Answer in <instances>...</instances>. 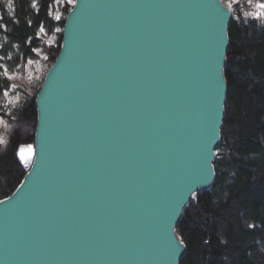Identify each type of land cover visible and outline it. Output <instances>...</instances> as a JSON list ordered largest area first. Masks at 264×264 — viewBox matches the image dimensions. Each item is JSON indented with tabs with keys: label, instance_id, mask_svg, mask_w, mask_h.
<instances>
[{
	"label": "water",
	"instance_id": "obj_1",
	"mask_svg": "<svg viewBox=\"0 0 264 264\" xmlns=\"http://www.w3.org/2000/svg\"><path fill=\"white\" fill-rule=\"evenodd\" d=\"M202 4L219 0L69 9L33 143L18 146L35 152L0 199V264H180L186 245L173 253L170 238L187 188L214 183L227 95L232 13Z\"/></svg>",
	"mask_w": 264,
	"mask_h": 264
},
{
	"label": "trees",
	"instance_id": "obj_2",
	"mask_svg": "<svg viewBox=\"0 0 264 264\" xmlns=\"http://www.w3.org/2000/svg\"><path fill=\"white\" fill-rule=\"evenodd\" d=\"M30 3L14 0L13 10L3 12L0 21L8 23V29L0 33L25 56L34 47L46 50L48 66L34 85H22L21 101L7 116L12 123L7 143L0 148V199L15 190L26 172L15 153L20 144L33 143L35 98L58 54L71 8L63 5L61 20L56 21L48 14L50 9L45 10L52 0H37L39 10ZM241 5V11L250 10L245 0ZM236 15L233 11L232 17ZM38 24L46 33L59 25L55 46L41 44L35 35ZM228 35L225 118L214 159L215 180L186 207L177 226L186 245L180 264H264V23L231 18Z\"/></svg>",
	"mask_w": 264,
	"mask_h": 264
},
{
	"label": "snow or ice",
	"instance_id": "obj_3",
	"mask_svg": "<svg viewBox=\"0 0 264 264\" xmlns=\"http://www.w3.org/2000/svg\"><path fill=\"white\" fill-rule=\"evenodd\" d=\"M247 8L250 10L246 11H241V0H219V5L216 4H202V5H197V7H203V8H211L213 11L214 16H216L220 21H223L224 19L228 18L233 11H237V15L235 17H232V19L239 20L241 17L244 19H251L252 21H258L261 23H264V0H245ZM66 5V6H71L73 8L77 7V0H52V5ZM90 5H86L81 3L79 5L78 13L85 7H89ZM30 7L32 9H38V4L37 0H31ZM14 8V0H7L6 3V9L11 11ZM51 8V5L46 4L45 5V10L48 12V9ZM54 11V19L56 21L61 20V13L59 11H55V9H52ZM77 13V14H78ZM48 14H51V12H48ZM4 20V16L0 15V21ZM8 29V23H0V31H7ZM37 31L35 33L37 38H40L44 35H46V29L42 24L37 25ZM56 32H60L61 29L56 28ZM222 32V30H221ZM221 39H223V36L221 35ZM51 41H49L50 43ZM32 52H37L38 49H31ZM0 59H3V57H0ZM47 59V57H45ZM33 64V60L28 59L26 64L24 65L26 68H30V66ZM15 73L10 72L8 67L0 64V76L5 78L6 80H13L15 78ZM29 79L32 78L31 72H29ZM15 85L11 84L5 88L0 89V96H2V102H0V107L7 109V112L5 115L11 116L12 115V106L16 105L19 103L20 100V95L17 93L16 95H12L11 93L15 89ZM15 119V117H12ZM0 125H2L4 128H8V122L0 116ZM211 142V136L208 137L207 143ZM7 141L4 139L2 135H0V145L6 144ZM35 152L34 146L31 144L21 146L17 149L15 155L17 156L19 162H21L24 165L28 164V161L30 157L33 156ZM208 156H218L219 152H211L208 151L207 153ZM205 167L207 168V171H201L198 177L196 178H190L189 183H195L197 179L204 180L207 179V176L211 174V168L207 167V164L205 163ZM187 196L195 200L197 197L196 191L192 190L191 187L187 188ZM5 201H0V205H4ZM171 228L172 226L169 225ZM249 228H254V224H249ZM174 231V228H173ZM205 243H208V241H205ZM170 247L171 250L174 252L179 251L184 247V241L183 237H176L172 236L170 238Z\"/></svg>",
	"mask_w": 264,
	"mask_h": 264
},
{
	"label": "rangeland",
	"instance_id": "obj_4",
	"mask_svg": "<svg viewBox=\"0 0 264 264\" xmlns=\"http://www.w3.org/2000/svg\"><path fill=\"white\" fill-rule=\"evenodd\" d=\"M6 3L7 0H0V15H3V12H10L6 9ZM3 6V7H2ZM62 5L56 6L51 5L50 12L51 16L54 18V11L52 9H55V11H59L61 13L62 17ZM55 20V19H54ZM56 28H59V25H56L53 30L46 33V35L40 37L41 44L45 45V47L50 48L56 45V42L58 40V32L55 31ZM49 41H51L49 43ZM35 49H38L37 52H32V54L25 56L22 51H20L15 44H9L6 40V37L3 33H0V57H3V59H0V64H3L8 67L10 72L15 73V78L11 81L6 80L2 76H0V89L5 88L11 84H14L16 87L11 93L12 95H16L17 93L20 95V100L23 95H21L20 88L23 87L22 85L26 83V85H34L42 76L44 71L46 70L48 64L47 59L45 57H48L47 51L40 49L38 47H34ZM31 59L33 60V64L30 66V68H26L24 65L26 64L27 60ZM29 72L32 74V78L29 79ZM2 96H0V102H2ZM18 104L12 106L15 107ZM7 112V109H4L0 107V113L7 122L9 127L4 128L2 125H0V135L4 137L6 140L8 137V134L11 130V123L10 119L7 118L8 115H5ZM30 130V129H28ZM5 145V144H4ZM4 145H0V148ZM21 145V144H20ZM17 151V150H16Z\"/></svg>",
	"mask_w": 264,
	"mask_h": 264
}]
</instances>
